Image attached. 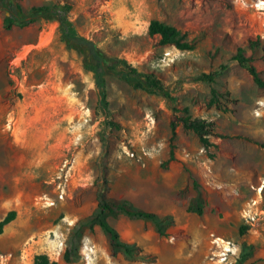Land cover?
<instances>
[{
	"label": "rangeland",
	"instance_id": "obj_1",
	"mask_svg": "<svg viewBox=\"0 0 264 264\" xmlns=\"http://www.w3.org/2000/svg\"><path fill=\"white\" fill-rule=\"evenodd\" d=\"M16 1L28 9L60 0ZM68 1L81 35L111 57L154 71L174 98L134 89L106 75L107 116L98 102L93 72L84 69L81 54L60 40L58 22L39 19L5 29L7 12L0 8V220L16 211L0 233V253L12 252L6 264H32L39 253L56 264H237L243 253L248 256L241 264L264 262V213L253 226L244 224L239 214L241 198L256 197L252 185L264 184V110L259 109L264 86L233 59L242 48L264 79V14L256 7L261 0ZM153 18L176 26L188 40L197 39L194 48L180 49L184 52L168 64L161 61L173 45L162 46L157 36L148 34ZM214 71L212 82L194 80ZM54 83L63 87L61 112L55 102L46 110L56 94L42 90ZM175 113L205 121L209 145L181 124L171 138L169 123ZM146 115L153 125H146ZM125 146L156 150L142 166L125 155ZM201 146L221 188L205 184L208 173L201 161L190 163L184 157L185 150L196 152ZM65 159L74 160L68 171L62 166ZM151 161L155 164L149 174L159 181L145 179ZM180 168L187 172L193 193L185 205L160 181L163 174L171 182ZM158 187L177 202L173 212L159 208L162 233L153 221L129 218L131 223L121 213L106 214L121 240L140 248L138 256L121 249L113 256L106 235L93 222L97 192L147 210L155 203H148L140 191ZM260 206L264 210V187ZM219 224L224 233L213 227ZM241 225L247 227L244 235L239 234ZM211 234L231 241L225 261L210 259L217 248ZM85 244L93 249L89 258L84 256ZM67 250L70 260L64 258Z\"/></svg>",
	"mask_w": 264,
	"mask_h": 264
},
{
	"label": "trees",
	"instance_id": "obj_2",
	"mask_svg": "<svg viewBox=\"0 0 264 264\" xmlns=\"http://www.w3.org/2000/svg\"><path fill=\"white\" fill-rule=\"evenodd\" d=\"M0 8L4 9L7 14L4 17V28L10 29L13 26L25 27L34 23L39 19L55 20L58 22V32L60 40L65 44L67 49H73L83 56L84 69L93 72L95 84L98 88V102L105 114L108 116V100L106 93V75H113L134 89H141L147 93L157 94L167 100H172L171 89L165 82L154 72L150 70H140L133 66L125 58H116L107 55L92 40L81 35L74 25L70 14L72 5L68 0H60L48 4L33 5L28 9H24L16 0H0ZM148 34L157 36L158 43L162 46L173 45L179 49H193L197 39L188 40L186 33L182 32L176 26L168 24L159 19H151L148 25ZM252 47L254 43L249 40ZM233 59L238 62L251 76L252 80L259 86H264V79L259 76L257 67L253 63V57L247 55L242 48H238L233 54ZM217 72L201 73L194 77L195 81L212 82ZM171 138L176 133L179 124L185 129H191L198 136L199 141L203 145H209L207 133L209 129L205 121L192 119L188 115L179 116L176 113L170 118ZM173 158L170 152L169 160ZM196 203L201 201V197L197 196ZM192 206H188L187 210L191 211ZM198 214L203 213L202 207L196 205ZM123 213L129 218L143 219L153 221L159 233H162L160 219L161 217L154 211L146 210L134 206L127 199H111L98 191L96 214L93 222L96 223L107 237L111 254L114 256L116 250L121 249L129 256H138L140 248L134 244L121 240L118 230L106 219L107 213ZM16 216L15 210H10L5 217L0 220V233L3 232L4 226L13 220ZM91 223V227L93 226ZM247 227L241 225L239 234L244 235ZM70 251H65V260H70ZM248 253H243L237 260V264H241ZM32 264H56L45 253L34 255Z\"/></svg>",
	"mask_w": 264,
	"mask_h": 264
},
{
	"label": "built area",
	"instance_id": "obj_3",
	"mask_svg": "<svg viewBox=\"0 0 264 264\" xmlns=\"http://www.w3.org/2000/svg\"><path fill=\"white\" fill-rule=\"evenodd\" d=\"M256 7L261 10L262 14H264V0L259 1L256 4ZM183 52L184 51L177 49L174 46H172L171 48H166L162 53L160 60L168 64L169 62H172L174 59L180 56ZM259 109L264 110V102H259ZM256 112L257 114L260 113L259 111ZM146 117H147L146 125H153L154 123L153 118L148 115H146ZM155 150L156 148H149L142 146L139 151H136L134 149H129L125 146L123 151L126 156L130 157L131 159H134L136 162L144 166L146 164V160L153 156ZM206 151L207 149L205 146H201L199 149L196 150V152L185 150L184 157L186 161H189L190 163H196L198 161H201L208 173L207 178L205 179V184L216 188H221L222 184L212 176V169L209 166V162L211 161L210 158L206 156L205 158L202 157V155L205 154ZM73 161H74L73 159L71 160L65 159L62 166L63 167L66 166L68 171L72 167ZM254 189H256V194H257L256 197H252L249 200H247L239 211L242 222L249 226H253L256 220L260 218V215L264 213V210L260 208L262 185ZM64 194H65L64 187H61L58 193V198L62 199ZM53 203L54 201H50L47 204H53ZM211 236H212L211 242L214 243L217 246V248H214L212 250L210 259H213L215 256H217L218 261H225L228 252H232L230 248L231 241L228 239L226 240L218 235L211 234ZM219 246H222L220 250H218ZM83 249L86 250L84 256L86 258H89L90 257L89 254L92 253L93 251L92 247H88V245L85 244L83 246ZM11 257H12V252L0 253V264H6L7 261L11 259Z\"/></svg>",
	"mask_w": 264,
	"mask_h": 264
},
{
	"label": "crops",
	"instance_id": "obj_4",
	"mask_svg": "<svg viewBox=\"0 0 264 264\" xmlns=\"http://www.w3.org/2000/svg\"><path fill=\"white\" fill-rule=\"evenodd\" d=\"M155 162L151 161L147 167V169L144 170L143 174L145 175V179L148 181H150V179L152 180H158L157 177L151 176L149 174V170H151V168L154 166ZM197 166L193 167L192 169H195ZM187 172H184L181 168L177 169L176 171V175L175 178L170 182L167 181L166 179H164L163 174L162 178L160 179L161 183L163 184H167L168 186H171V190H172V196L173 197H178V201L180 203H182L183 205H185L186 203H188L189 198L192 196V190H191V185L190 182L188 180V175L186 174ZM159 181V180H158ZM157 183V181H156ZM188 189L187 192H185V189ZM140 195L145 196V197H149L148 200H146L148 203L150 204H154L155 207H151L148 208L147 210L150 211H154L156 213L160 214L159 208H162V212L163 213H169V212H173V210L176 209L177 207V202H175L174 200H171V196L168 192H165L164 188L158 187L157 189H142L140 191ZM247 198L244 200V198H241V203L242 205L245 204ZM142 208V207H141ZM121 217L123 218H128V216H126L125 214L121 213ZM140 222L143 223L142 219H138ZM129 222H133V220L129 219ZM212 226V224H211ZM214 228H216V230H218L220 233H224L226 230L224 229V227L222 226V224L213 226ZM259 264H264L263 261H259Z\"/></svg>",
	"mask_w": 264,
	"mask_h": 264
},
{
	"label": "bare ground",
	"instance_id": "obj_5",
	"mask_svg": "<svg viewBox=\"0 0 264 264\" xmlns=\"http://www.w3.org/2000/svg\"><path fill=\"white\" fill-rule=\"evenodd\" d=\"M49 66H52V65H49ZM44 69H45V66H44ZM37 73L38 74H41L42 73V70H38L37 71ZM54 73V72H53ZM52 74V73H51ZM51 74L49 73L48 74V76H49V78L48 79H51ZM54 75V74H53ZM46 76V75H45ZM55 76V75H54ZM57 77V76H56ZM46 80H48L47 78H45ZM57 79V78H56ZM56 83H58V82H56ZM56 83H54V84H56ZM61 83V82H60ZM45 84V83H44ZM62 84V83H61ZM57 85V84H56ZM56 85H53L51 88H49L48 87V85L46 86V88L44 87L43 88V92H46V93H54V94H56L55 96H53L54 98H53V101L50 99V102H47V105L48 106H46V110L49 108V106H50V104L52 103L53 104V102H55V104L56 105H58V104H60V102L62 101V100H65V96H64V94H63V90H61L60 88H63V87H61L62 85H60V84H58L57 86ZM65 91V90H64ZM40 96V95H39ZM47 98V97H46ZM50 98V97H49ZM49 100V99H48ZM67 100V99H66ZM43 101V100H42ZM52 101V102H51ZM66 102V101H65ZM49 103V104H48ZM51 104V105H52ZM55 104H53V105H55ZM63 104V103H62ZM64 105H65V103H64ZM59 106V111L58 112H61V106H63V105H58ZM52 108V107H51ZM62 108H64V107H62ZM56 109H57V107H56ZM54 110V109H53ZM63 111V110H62ZM47 112V111H46ZM256 115H258L257 114V112L255 113ZM49 115V114H48ZM58 115V114H57ZM45 114H44V120L46 119L45 118ZM42 122V121H41ZM45 122V121H44ZM49 122V121H48ZM36 127V126H35ZM46 140V139H45ZM226 249H228V248H226Z\"/></svg>",
	"mask_w": 264,
	"mask_h": 264
},
{
	"label": "flooded vegetation",
	"instance_id": "obj_6",
	"mask_svg": "<svg viewBox=\"0 0 264 264\" xmlns=\"http://www.w3.org/2000/svg\"><path fill=\"white\" fill-rule=\"evenodd\" d=\"M258 185L260 186V185H262V188L264 187V184H263V182L260 184V182L257 184V186L256 187H258ZM254 185H252V188H256Z\"/></svg>",
	"mask_w": 264,
	"mask_h": 264
}]
</instances>
